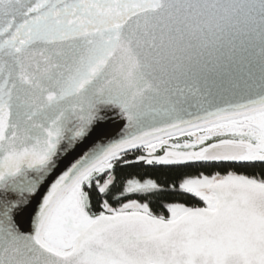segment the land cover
<instances>
[{
	"label": "snow or ice",
	"instance_id": "obj_1",
	"mask_svg": "<svg viewBox=\"0 0 264 264\" xmlns=\"http://www.w3.org/2000/svg\"><path fill=\"white\" fill-rule=\"evenodd\" d=\"M0 264H264V0H0Z\"/></svg>",
	"mask_w": 264,
	"mask_h": 264
},
{
	"label": "trees",
	"instance_id": "obj_2",
	"mask_svg": "<svg viewBox=\"0 0 264 264\" xmlns=\"http://www.w3.org/2000/svg\"><path fill=\"white\" fill-rule=\"evenodd\" d=\"M152 178H154V179H159V180H162V179H163L162 176H158V175L153 176ZM187 203L192 204V203H194V201L189 200V201H187Z\"/></svg>",
	"mask_w": 264,
	"mask_h": 264
},
{
	"label": "flooded vegetation",
	"instance_id": "obj_3",
	"mask_svg": "<svg viewBox=\"0 0 264 264\" xmlns=\"http://www.w3.org/2000/svg\"><path fill=\"white\" fill-rule=\"evenodd\" d=\"M207 171V170H206ZM221 171H223V170H221Z\"/></svg>",
	"mask_w": 264,
	"mask_h": 264
}]
</instances>
